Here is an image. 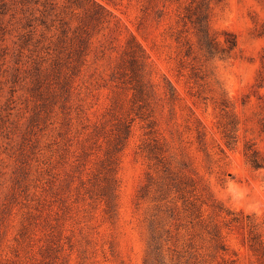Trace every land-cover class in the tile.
<instances>
[{
    "label": "rangeland",
    "instance_id": "rangeland-1",
    "mask_svg": "<svg viewBox=\"0 0 264 264\" xmlns=\"http://www.w3.org/2000/svg\"><path fill=\"white\" fill-rule=\"evenodd\" d=\"M96 2L107 12L102 23L84 22L83 9L66 0H0V264H143L151 226L169 229L163 238L173 262L164 264H258L247 239L253 226L264 242V0L212 4L211 32L220 42L224 32L236 40L228 55L213 57L198 50L190 28L182 32L188 43L175 39L183 28L178 3ZM64 21L70 34L83 29L89 46L63 93L68 63L51 67ZM131 36L148 63L149 92L138 105L110 81ZM117 92L122 104L112 115ZM222 101L234 119L229 146L219 126ZM125 118L133 120L116 154L109 215L86 189ZM153 138L170 169L192 184L187 196L197 198L204 224L182 199L172 215L161 199L168 174L148 156ZM246 145L260 167L248 162ZM149 176L150 192L140 197Z\"/></svg>",
    "mask_w": 264,
    "mask_h": 264
},
{
    "label": "trees",
    "instance_id": "trees-1",
    "mask_svg": "<svg viewBox=\"0 0 264 264\" xmlns=\"http://www.w3.org/2000/svg\"><path fill=\"white\" fill-rule=\"evenodd\" d=\"M66 1L73 3L76 6L78 5L83 9L84 22V18L87 17L97 23L105 21V15L101 12H106V10L100 3L96 2V0H87V5L78 4L79 0ZM153 1L156 0H149L150 3H153ZM161 1L162 6H164L167 2H175L178 3V6H182L177 21L181 22L183 28L177 31L175 36L177 41H181L182 44H184V42L188 43L189 39L184 38V36H182V32L183 30L187 31V29L190 28L191 33L195 38L198 50H200L205 56L213 57L216 55H228L235 47L236 40L232 33L224 32L225 39L220 42L216 35L211 32L209 27L212 4L223 0ZM49 5V9L55 11L56 5L53 2H49ZM54 15L58 16L57 13ZM63 24L64 25L60 27V34L56 38L57 47L51 71L52 73H55V69L59 68L60 63H68L66 65V69L69 70L70 75H68L69 72H63L64 79L60 85V90L64 93L69 86L67 84L69 76L75 74L84 61V56L87 54L89 46V37H87V34L86 36L83 35V29L78 34H76V30L74 29L72 34H70L69 31L71 28L68 26L67 21H64ZM190 46L191 45H188V49H186V51L191 49ZM147 72V54L143 47L134 39V37L131 36L126 43L122 54L120 55L119 61L111 73L110 81L115 83V87L117 88L120 87L131 91V102L138 105L139 102L145 101L148 96V87L150 84L146 78ZM172 94L173 92L170 90V95ZM121 104L122 101L120 93L117 92L113 97V104L111 108L112 115L115 114L114 112L119 107H121ZM219 106L222 118L219 126L225 139V143L229 146L236 141L234 119L229 106L225 101H222ZM149 116V114L145 116L143 115V118L146 119ZM132 120L133 118H125L123 121L118 120L117 124H115V131L112 130V138L106 140L107 148L104 152L105 158L101 160L100 168H98L99 175L95 177L91 187L86 189V193L90 198H99L104 202L105 212L109 215L113 214L116 206L115 191L117 188V180L114 176L115 164L117 163L116 154L124 147L129 137ZM148 127H151V121L148 122ZM153 140L154 142L156 141L155 138H153ZM145 147L149 158L154 161L153 166L156 171H162L168 174V181L165 182L164 187L161 186L160 191L164 190L165 192V195L161 197V199H165L166 202H168V209L171 210L170 214L172 215L178 209L177 202L179 199H182L183 205L187 207L183 208L185 210H190L189 215L201 222L200 224H204L202 223L204 221L202 219L201 207L196 204L197 198L194 197L193 199H190L189 196H187V193L191 190H188V185H192L189 183V180L175 174L170 169L168 162L163 155V150L160 146H157L156 142L152 145L146 144ZM245 156L252 167L258 168L261 166V161L257 156V152L251 147V145H246ZM147 180L148 182L145 183L139 191L140 197H145L150 192L151 184L153 183L152 177L149 176ZM169 193L175 194L170 200L167 199ZM149 230L150 236L143 264H164L165 257L173 262V258L170 256L168 251L170 248L167 245L169 239L163 238V232L169 233V229L167 228L159 231L156 227L151 226ZM208 233L210 234V240L213 241L214 247L218 248L222 242L220 232L213 227L211 230H208ZM247 241L250 250L256 256L258 264H264V242L261 240L259 234L254 231L253 226L249 229Z\"/></svg>",
    "mask_w": 264,
    "mask_h": 264
}]
</instances>
